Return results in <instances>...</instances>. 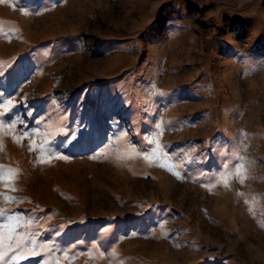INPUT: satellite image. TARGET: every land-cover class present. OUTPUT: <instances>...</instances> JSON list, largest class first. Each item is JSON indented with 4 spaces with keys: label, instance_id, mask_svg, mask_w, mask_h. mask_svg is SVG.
Segmentation results:
<instances>
[{
    "label": "rangeland",
    "instance_id": "obj_1",
    "mask_svg": "<svg viewBox=\"0 0 264 264\" xmlns=\"http://www.w3.org/2000/svg\"><path fill=\"white\" fill-rule=\"evenodd\" d=\"M33 233L0 264H264V0H0V252Z\"/></svg>",
    "mask_w": 264,
    "mask_h": 264
},
{
    "label": "snow or ice",
    "instance_id": "obj_2",
    "mask_svg": "<svg viewBox=\"0 0 264 264\" xmlns=\"http://www.w3.org/2000/svg\"><path fill=\"white\" fill-rule=\"evenodd\" d=\"M29 133L28 132H25L24 135L27 136ZM72 139H75L74 136H70L68 138H66L63 143L59 144V148H63L65 146H67L69 143H71ZM31 148V145L29 146ZM53 147H56L55 145H53ZM59 150V149H57ZM62 158H66V157H62ZM243 168V164H241L240 168H238L236 171H237V174H239L240 172V169ZM241 182H243V180H241ZM226 183V182H225ZM14 217H8V219H13ZM29 224H31V221H28ZM36 234H28V240H22L20 238H16V237H13V236H9L8 237V243L6 245V250L5 252H0V260L3 259L4 255L8 252V251H11V252H14L15 249H19L21 248L22 246L26 245L28 242H32L33 244L35 243V241L32 239V237H34ZM13 242L15 243V249L13 248ZM0 247H4V240L3 239H0ZM45 264H47V262H45Z\"/></svg>",
    "mask_w": 264,
    "mask_h": 264
}]
</instances>
